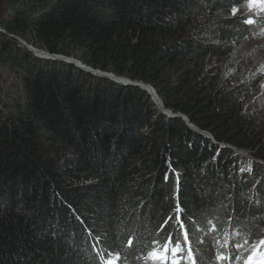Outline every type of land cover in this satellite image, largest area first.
Returning a JSON list of instances; mask_svg holds the SVG:
<instances>
[{"label":"trees","instance_id":"1","mask_svg":"<svg viewBox=\"0 0 264 264\" xmlns=\"http://www.w3.org/2000/svg\"><path fill=\"white\" fill-rule=\"evenodd\" d=\"M247 3L0 0V264H165L149 253L175 249V226L165 245L156 223L181 202L211 221L191 234L197 264L249 256L264 239V22ZM179 252L167 264H189Z\"/></svg>","mask_w":264,"mask_h":264},{"label":"snow or ice","instance_id":"2","mask_svg":"<svg viewBox=\"0 0 264 264\" xmlns=\"http://www.w3.org/2000/svg\"><path fill=\"white\" fill-rule=\"evenodd\" d=\"M236 3H241L242 0H235ZM248 3L252 6L259 5L261 7V10L264 11V0H248ZM232 13L235 15L240 10L236 7H233L231 9ZM247 23L249 25L253 24L254 21L249 19L247 20ZM260 79H264V68H262V75ZM168 177H165L167 179ZM176 183L179 184V177L176 178ZM257 203H259L257 201ZM173 214L167 215L165 214V218L161 219L156 223V227L160 228L162 225V231L161 235L164 236V242L165 245L167 244V241L169 237L166 235L170 229H173V233L171 235V242L175 245V249L163 247L162 251L163 254H161V251H152L149 253L150 256H152L154 259H160L165 260V264H167L166 256L168 253L175 252L176 257H180L179 249L183 247L184 245H187V254H188V260L189 264H197V258L194 255V244L192 242L191 234L196 233L197 237H199V234L201 231H204L202 228H199L198 225L201 223H209L211 224V221L207 220L206 215L203 213L202 208L198 210H193L188 208V205L186 203H177L175 207L172 209ZM195 216L196 220L193 221L192 217ZM203 217V220L201 219ZM229 220L233 221V226H235L236 223H240L242 229L248 228L250 225L247 223H244L243 221H236L231 215L228 216ZM212 229L214 231H218L219 228L217 224H212ZM95 238L98 240H101V242L104 244L105 247H116L115 242L112 244L108 243L107 235L103 239L97 234H95ZM180 240V244H176V241ZM199 239H197L196 243H199ZM129 245H132L135 243L134 240L128 241ZM261 245H264V240L260 241ZM232 259H235V257H231ZM217 259L224 261L229 259L228 256L221 253ZM108 264H112V261H109ZM172 264H184L183 258L180 259H173ZM246 264H253V262L250 260L246 262ZM260 264H264V261H261Z\"/></svg>","mask_w":264,"mask_h":264},{"label":"rangeland","instance_id":"3","mask_svg":"<svg viewBox=\"0 0 264 264\" xmlns=\"http://www.w3.org/2000/svg\"><path fill=\"white\" fill-rule=\"evenodd\" d=\"M242 9H247V11L248 12H251V11H255V12H257L256 13V15H259V18L261 19V20H263V22H264V11H262L261 10V7L259 6V5H257V6H252V5H250L249 3H247V4H245L244 6H242ZM263 25V24H262ZM30 48V47H29ZM39 51H40V53L42 54V53H47L48 54V56H49V52L48 51H46V50H43V49H39ZM116 78V77H115ZM126 78V77H125ZM118 79V78H117ZM120 79H123V80H121L122 82H124V83H127V84H129V82L128 81H125L126 79L128 80V78H126L125 80H124V77H122V76H120ZM132 82V81H131ZM150 85V84H149ZM153 86L151 85V89H154V88H152ZM150 88H148V89H145L148 93H150V91L149 90H151ZM155 90V89H154ZM154 93L155 94H152V96H151V100L153 101V103L155 104V107L157 108V110L159 111V109H162V100H161V97L159 96V94L156 92V90L154 91ZM157 93V94H156ZM156 95V96H155ZM160 112H163V113H165L166 112V110H165V112H164V109H163V111H160ZM165 115H168V113L166 114L165 113ZM238 152H239V154H241V155H243V156H246V157H250V158H252V155L254 154L251 150H238ZM262 240H264V239H262ZM261 240V241H262ZM259 248V253H257L255 256H254V258H251V257H245L244 259H243V261H241L242 263H240V261H238L239 263L238 264H246V262H248V261H252L253 262V264H260V262L261 261H264V245H261V243L258 241V242H256V243H252L249 247H248V249L250 250L248 253H250L252 250H254L253 252H256V250ZM113 262V261H112ZM114 264V263H113ZM125 264H129V263H125Z\"/></svg>","mask_w":264,"mask_h":264},{"label":"water","instance_id":"4","mask_svg":"<svg viewBox=\"0 0 264 264\" xmlns=\"http://www.w3.org/2000/svg\"><path fill=\"white\" fill-rule=\"evenodd\" d=\"M34 48V47H33ZM32 48V49H33ZM31 49V48H30ZM34 51H35V53L36 54H38V55H42V56H48V55H46V54H41L40 53V51H39V49H37V48H35V49H33ZM49 56H50V54H49ZM71 60H73L72 58H70ZM75 61V60H74ZM77 63H79L80 64V62L79 61H77ZM108 73V72H107ZM108 74H110V73H108ZM113 76V75H112ZM114 77H117L118 79L120 78V77H118V76H114ZM122 80V79H121ZM125 81H128V82H130L129 80H125ZM133 83H135V84H138V85H140L141 87H143L144 89H148V88H150L151 87V85H149V84H146V83H144V82H137V81H134ZM152 88H154V87H152ZM153 90V89H152ZM155 91V90H154ZM190 125L191 126H193L191 123H190Z\"/></svg>","mask_w":264,"mask_h":264},{"label":"bare ground","instance_id":"5","mask_svg":"<svg viewBox=\"0 0 264 264\" xmlns=\"http://www.w3.org/2000/svg\"><path fill=\"white\" fill-rule=\"evenodd\" d=\"M32 46H30V48H31ZM43 54H46V55H48L47 53H43ZM77 62V61H76ZM79 64V63H78ZM80 64H81V62H80ZM84 68H88L87 66H85V65H83V63L81 64ZM88 70H93V69H88ZM96 71H98V73H100V74H103V75H108V76H111V77H114V76H116L113 72H108V73H110V74H108L107 72H103V71H101V70H96ZM113 75V76H112ZM118 77H120V76H118ZM117 78V77H116ZM126 78L124 77V80H125ZM118 80H121L120 78L118 79ZM123 80V79H122ZM127 80V79H126ZM130 82H131V80L130 79H128ZM151 89V88H150ZM150 91V95L152 96V94H155L154 93V91L151 89V90H149ZM157 94V93H156ZM156 96V95H155ZM163 107V106H162ZM171 115H173V113H171Z\"/></svg>","mask_w":264,"mask_h":264},{"label":"built area","instance_id":"6","mask_svg":"<svg viewBox=\"0 0 264 264\" xmlns=\"http://www.w3.org/2000/svg\"><path fill=\"white\" fill-rule=\"evenodd\" d=\"M29 47H30V46H29ZM32 48H33V47H31V49H32ZM33 49H35V48H33ZM33 49H32V50H33ZM33 52L35 53V51H34V50H33ZM40 56H42V55H40ZM44 57H46V56H44ZM153 91H154V89H153Z\"/></svg>","mask_w":264,"mask_h":264}]
</instances>
